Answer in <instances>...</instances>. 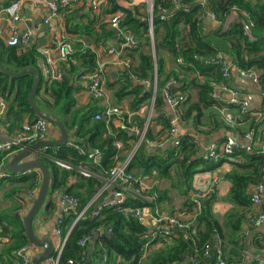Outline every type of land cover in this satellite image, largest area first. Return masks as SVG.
Segmentation results:
<instances>
[{"label":"trees","instance_id":"trees-1","mask_svg":"<svg viewBox=\"0 0 264 264\" xmlns=\"http://www.w3.org/2000/svg\"><path fill=\"white\" fill-rule=\"evenodd\" d=\"M162 1L164 0H156V5L162 3L164 7L170 9V14L168 19L161 20L158 12L154 11L153 53L146 14L140 11L144 5L132 9L120 8L124 11L120 27L132 32L139 41L138 47L125 51L136 50L142 45L149 51L141 53L137 68H130L131 75L120 74L121 80L117 83L115 78L109 83L110 73L103 71L107 78L106 86L112 91L114 100L119 104L126 97H132L127 105L128 110L138 112L154 97L153 105L157 109L164 106L163 92L167 90L179 98L178 113L181 123L185 121L191 123L198 133H204L205 131L200 129L203 127L201 118L204 110L229 108L238 113V107L228 105L226 99L216 101L211 96L215 87L225 82L221 67L229 62L234 68L254 69L259 72L256 87L262 100L258 111L261 116L255 118L250 117L249 112L243 115L238 113L239 120H236V124L243 117L251 121L249 129H254L255 133L258 128L264 127V3L253 0H207L202 6L197 0H180L181 7L175 9L169 1ZM203 12L214 15L221 26L219 31H216V27L207 26L204 20H199ZM231 14H235L236 17L232 18ZM249 22H252V27L248 26ZM35 46L30 45L21 49L6 47L0 40V62L4 64V68L12 72L35 68L39 74V84L34 102L41 110L53 113L59 119L60 115H68L74 105L72 96L81 88V84L78 83L80 76L96 69V55L89 49H85V53L76 49L67 63L63 64L64 74L61 81H53L43 87V76L37 66L39 57ZM162 54L171 57L178 70L166 71V62ZM177 59H181L182 63H177ZM179 75L188 76L190 87L197 93L196 102L190 101L186 93L187 81L185 78L180 79ZM133 77L138 82H133ZM170 78L172 83L169 82ZM32 84L31 74L10 79L0 72V97L11 100V115L18 124L23 122L24 117H27L28 121H34V113L28 103ZM92 116V111H88L73 115L70 124L62 120L68 132L75 128L74 141L55 148H46L40 158L50 171L48 195L62 192L79 201L78 209L68 211L61 219L62 234L65 235L70 227L71 230L61 252L59 264H69V261L72 264H136L141 256L140 237L144 226L132 215L121 210L129 206H140L157 207L161 212V205L170 201L169 192L176 190L183 198V202L179 210L171 216L187 219L194 213V203L190 198L193 177L200 172L215 170L222 160L215 164L204 161L202 155H197L200 145L191 135L178 136V144L175 147L166 141L170 129L169 114H160L155 120L161 126V130L155 135L149 126L145 127V122L139 117L129 120L122 114L119 117L120 126H115L113 123L115 117L106 123L92 121ZM220 124L224 125L222 120L215 116L212 125L217 128ZM224 126L228 131H233L232 128ZM135 128L141 131L145 128L144 139L131 156L126 171L136 180L153 177L167 180L170 182L169 187L161 190L157 181L151 191L155 193V199L149 203H142L133 199L137 182L131 181V189L122 204L115 207L103 206L98 211V217H94L93 211L100 201L90 204L91 199L102 186L103 180L107 178V172L115 165L116 160L126 159L122 152L133 149L139 138V135H134ZM257 137L256 133L255 139ZM225 139H220L216 143H222ZM260 140L264 141L263 138ZM117 141L121 142L122 150H117L114 146ZM150 141L157 145L166 144L161 150L159 147L147 148ZM78 148L85 152L97 149L100 153V162L93 164L87 155L78 151ZM233 157L238 158V161L233 162V170L225 176L231 183L226 200L232 208L225 213L222 221L212 213L211 202L214 196L211 194L202 201L201 212L190 230L191 239H183L178 232L173 233L170 238H158L152 245L160 246L156 250L153 249L142 264H187L194 248L201 257L207 246L210 248V258H202L200 264H213L218 246L222 249L227 264H255L256 258L264 261V242L261 244L258 240V229L248 224V218L254 212L251 188L262 180L264 151L254 147L251 153H246L239 149ZM54 159L63 161L69 168L58 166ZM79 167L87 170L89 176L80 174ZM37 178L38 173L31 171L9 180L13 183H27L29 194L35 188ZM70 179H76L77 182L68 185ZM21 201L22 204L11 209L9 215L0 212V264H16L17 260L12 252L29 243L24 234L23 215L19 213L20 207L26 204V199L22 197ZM49 208H53L52 204ZM85 208L86 216L73 224L76 214ZM107 229L111 230L110 235ZM243 232L253 234L249 245L241 241L240 234ZM95 235L97 237L92 242L91 238ZM83 239L85 241L81 244ZM246 246L252 251L250 257L245 250ZM54 254L53 252L52 256Z\"/></svg>","mask_w":264,"mask_h":264},{"label":"built area","instance_id":"built-area-1","mask_svg":"<svg viewBox=\"0 0 264 264\" xmlns=\"http://www.w3.org/2000/svg\"><path fill=\"white\" fill-rule=\"evenodd\" d=\"M169 1L173 8L177 9L181 7L180 0H164ZM162 1V2H164ZM207 0H197L202 6ZM260 1V0H253ZM38 2V0H11L6 6L2 7L0 4V13H4L7 23V35L4 37L3 44L6 47H26L37 43L34 40V34L31 30H26L21 34H18L17 23L21 20V11L25 4H30ZM134 3L143 4L146 9V22L149 28V36L151 39V45H153L152 40V18L154 11L158 12V16L161 20H166L169 18L170 9L164 7L162 3L156 5V0H133ZM40 4L43 6L45 11L44 23L48 24L50 20L57 17L60 12L71 10L79 5L88 4L93 11H98L100 0H41ZM38 6V5H37ZM124 18V11L121 9L116 10L108 19V24L113 29L119 30V40L116 46L107 47V53L110 55L118 56L123 53L126 49H134L138 47L139 41L130 31H125L122 29L121 22ZM199 20H209L212 22L213 26L220 25L212 13L203 12L199 16ZM249 27H252V22H249ZM247 33V32H246ZM36 53L39 55L44 63V75H43V87L48 86L49 83L53 81H61L64 70L63 64H66L69 57H71L75 49L73 45L66 40L63 36L55 37L49 47L36 46ZM85 49L82 48L81 52L85 53ZM129 61H126V65H129ZM177 63H182L181 59H177ZM222 78L225 81L219 86L215 87L211 96L214 100L220 101L221 98L226 99L228 105H234L238 107L239 115H243L248 112L249 103L244 99L242 92L234 87L231 83L232 74H236L239 78L248 79L255 85H257V80L259 77L258 71L254 69L242 70L238 68L231 67L229 64H223L221 67ZM80 81L85 84V90L87 94L94 100L100 102L102 108L100 111L96 112L92 119L94 121H109L115 117L119 118L123 111L117 105H114L110 101L108 91L105 86L103 79V70L101 68H96L94 71L84 73L80 76ZM155 90V89H154ZM43 91V90H42ZM155 94V91L154 93ZM163 97L171 109L170 114V129L168 131V138L172 146L178 144L177 141V130L178 126L181 124L180 114L178 113L179 98L173 96L167 90H164ZM226 97H229L226 98ZM154 98V97H153ZM260 103H262L260 97ZM6 101L0 97V120L6 109ZM225 110V109H223ZM261 116L260 113L256 115V118ZM221 120L224 125L234 129L236 126V120L231 117L221 114ZM52 126L49 122L43 118H39L36 121H25L23 122L19 129L13 134V136L3 139L0 135V155H13L17 152L24 151L30 144H34L38 141H45L48 139L49 130ZM146 127V126H145ZM1 129V127H0ZM134 133L139 135V139L135 144L134 149L129 152L124 161L116 160L115 165L109 169L107 172V178L103 180V184L98 190V192L91 199L90 204H96L100 201L99 205L93 211V216L98 217V211L102 209L103 206L115 207L122 204L127 198V193L131 189V181L137 182V187H135L133 192V199L142 202L149 203L155 199V193H152V188L155 183L148 184L143 180H136L133 178L131 173L126 171L129 160L135 150L139 147L144 139L145 128L141 131L138 128L134 129ZM257 136L259 139H264V127L258 128ZM254 129H248L242 136L243 142H239L232 137H226L225 141L222 143L212 142L204 147V153L202 158L204 161L215 164L223 159H232L237 162L238 158L233 157V154L237 150H243L246 153H251L254 148L255 136ZM259 133V134H258ZM148 145L156 148L162 147L163 143L157 145L155 142H148ZM114 146L117 150H122L123 146L121 142H115ZM46 149V148H44ZM78 151L87 155L88 159L92 161L93 164H98L100 162V153L97 149H90L89 151H83L78 148ZM264 151V150H263ZM55 164L60 167L69 168V165L61 160L54 159ZM78 171L83 176H89L87 170L82 167L78 168ZM262 180L251 190V204L255 207H260L262 204V194L264 192V164L261 168ZM147 180V179H146ZM41 182V177L38 176L36 180L35 188L29 193V198L33 199L37 195L39 186ZM214 185L216 180H211ZM213 193L212 188H208L206 191H198L192 193L190 196L194 203V213L187 219L179 218L175 215H162L157 207H140V206H129L121 210L123 213H128L132 215L138 223L144 226V231L141 235V247H140V259L136 264H142L143 260L151 253L154 246L153 241H157L158 238H170L175 232H178L183 239H191V227L195 223V219L201 212L202 201L208 198ZM60 203L63 206L62 214L68 213V211H76L79 207V201L70 196L69 194H62L60 197ZM86 208L81 212L76 214V219L73 224L79 219L84 218V212ZM62 221L58 220L56 225L55 234L61 238V244L58 248L54 249V255L51 256L44 264H59V258L63 250L65 241L69 235L70 229L62 234L60 229ZM248 224L254 228L264 227V211L256 210L248 218ZM107 233L110 235L111 230L107 229ZM85 239L80 243L83 244ZM37 249L33 244L28 243L19 249L12 252L13 256L16 258V264H30L31 256L33 252ZM209 246L205 247L202 251L201 257L199 256L198 250L193 249V254L189 256L187 264H200L202 258H210ZM69 264H72L69 261ZM213 264H227L223 258V252L220 246L217 247L215 253V261ZM255 264H264L263 260L256 258Z\"/></svg>","mask_w":264,"mask_h":264},{"label":"crops","instance_id":"crops-1","mask_svg":"<svg viewBox=\"0 0 264 264\" xmlns=\"http://www.w3.org/2000/svg\"><path fill=\"white\" fill-rule=\"evenodd\" d=\"M11 0H0V4L2 7L6 6ZM41 0L38 2L25 4L21 11V20L17 23L18 34L23 33L26 30H31L34 34V40L38 42L42 38H46V44L43 47H49L52 40L55 37L63 36L66 40H68L74 47V49H89L92 53L96 55V68H101L104 73H110L108 78V82L112 83L114 78L116 79V83L119 82L121 79L119 78L120 74L124 73V75H128L130 73V68L133 69L137 68L139 64V55L141 53L145 54L149 51L148 48L142 46L136 50H127L121 53L118 56L110 55L107 53L106 48L110 46H116L119 40V35L113 32V28H111L108 24L109 17L118 9H132L133 7H137L141 4L134 3L133 0H100L99 9L98 11H93L88 4L79 5L71 10H66L60 12V14L55 17L54 19L50 20L48 24L44 23L45 18V11L43 6L40 4ZM38 5V6H37ZM118 7V9H115ZM141 11V9H140ZM232 18H235V14H231ZM230 20L231 17H230ZM207 26H213L212 22L206 20L205 22ZM208 29V28H207ZM109 33V34H108ZM7 35V23L6 17L4 13H0V40L3 43L2 39ZM37 45V43L32 44ZM35 46V47H36ZM40 47V46H38ZM151 47V46H150ZM22 48V47H18ZM153 48V47H152ZM151 48V49H152ZM19 51V50H18ZM152 52V51H151ZM163 58L166 62V71L170 72V70H178L174 60L169 57L167 54H162ZM37 66L41 71L42 76L44 75L43 69V59L38 55ZM129 61V65H126V61ZM2 64V63H1ZM229 64V62L227 63ZM4 65V64H2ZM4 67V66H3ZM177 72V71H176ZM131 75V73H130ZM180 79L185 78L187 81V89L186 93L189 95V99L191 102L197 101V93L196 90L190 87L189 85V78L188 76L179 75ZM103 79L106 86L107 78H105V74H103ZM133 82H138V80L133 77ZM231 83L234 87H237L244 97V99L249 103L248 112L250 117H255L259 113L258 111L261 108L260 103V92L258 91L256 85L252 83L248 79L239 78L236 74H232ZM170 83H172V79L170 78ZM78 83H80L81 88L73 94L74 105L69 111L68 115H60L59 119L65 121L67 124H70V119L72 116L77 113L80 115L81 113H85L88 111H92V115L96 112L100 111L102 106L100 102L91 98L86 90L85 84L78 79ZM148 86V85H146ZM108 91L110 101L112 104L119 106L123 114L126 115L129 120L134 117H139L142 121L145 122V126L152 130V133L155 135L161 130V126L155 121L158 119L160 114H171V109L166 103L161 108H155L153 105V97L148 103L144 104L142 108L138 112H131L128 110V102L131 100L132 97H126L121 103H117L112 97V91L109 90L106 86ZM155 89V88H154ZM155 90H153L154 93ZM13 97V94L12 96ZM164 98V97H163ZM7 105L3 117L0 120V135L3 139H7L19 129L20 125L28 121L27 117H24L23 122L18 124L16 121L13 120L11 115V100L5 99ZM221 114H225L232 119L239 120V115L234 109H225L220 110L217 108H211L208 110L203 111V117L201 118V123L203 127L204 133H198L191 123L183 122L178 126L177 130V137L182 135H191L193 136L199 143L200 148H204L206 145L212 142H216L220 139H224L226 137H232L239 142H243L242 135L249 129L250 127V120H246L242 117V119L236 124L233 131H228L223 124H220L219 127H215L212 125L213 118L216 116L221 120ZM93 117V116H92ZM91 117V120L93 121ZM115 126H120L119 118H115L113 120ZM67 130V129H66ZM68 132V131H67ZM74 132L75 128L69 130V140L68 142L74 141ZM136 136V134H134ZM60 136L59 131L54 128L53 126L49 130L48 139L47 140H54L58 139ZM139 139V138H138ZM138 141V140H137ZM137 143V142H136ZM135 143V144H136ZM166 144V143H165ZM165 144L161 148L165 147ZM33 144H30L28 148L24 151L28 150ZM254 147L256 149L264 150V141L255 139ZM135 147V145H134ZM133 147V149H134ZM147 148H154L147 143ZM131 149L129 152H131ZM200 150V149H199ZM22 152V151H20ZM17 152L16 154L20 153ZM44 152V148L33 152L28 159H40L41 155ZM128 151L122 152V155L129 154ZM15 155V154H13ZM13 155H0V212H6L5 214L9 215L10 210L14 207H17L22 204L21 198L24 197L26 199V204L21 206L19 213L23 216L27 213L30 205L28 201L29 198V190L27 183H13L9 179L12 177H17L19 175H2V167L10 161ZM235 160L232 159H225L222 160L219 166L213 171L207 172H200L196 174L191 182V189L190 196L194 192L198 191H206L208 188L213 189V196L214 199L211 202V210L212 213L216 216L219 221H222L223 216L226 212H228L232 205L226 200L227 195L229 193L231 183L226 179V174L230 173L233 168V162ZM21 175V174H20ZM38 176L40 174L38 173ZM100 177V176H99ZM215 179L216 182L214 185H211V180ZM161 181L163 179H160ZM157 179L150 178L145 180L148 184L157 183ZM77 182L76 179H70L68 181V185H73ZM164 184L165 181H162ZM41 183V182H40ZM160 189H168L169 186H161V182L158 181ZM253 188H251L252 190ZM59 192L53 193L51 195H47L43 208L39 212L38 216L35 218L33 222V231L35 235L42 239L44 237H48L50 241L54 245V249L58 248L61 244V238L55 234L56 225L58 220L62 219L64 214L63 206L60 203V197L58 196ZM170 197L169 202H165L161 205V214L162 215H171L175 214L177 210H179L183 198L180 195H177L174 190H171L168 194ZM179 196V197H178ZM36 197V196H35ZM52 204L53 208H49V205ZM93 208V207H92ZM256 210H263L264 211V192L262 194V204L260 207L252 206V211ZM86 215H84L85 217ZM254 228V227H252ZM258 229L259 237L258 240L261 244L264 242V227L262 228H254ZM253 234L243 232L240 234L241 241L249 245L251 241V237ZM6 241V240H4ZM242 242V243H243ZM160 245L154 246V250H156ZM247 255L250 257L252 256V251H249V248L246 246ZM40 249H35L34 253H37ZM246 259V257H245Z\"/></svg>","mask_w":264,"mask_h":264},{"label":"water","instance_id":"water-1","mask_svg":"<svg viewBox=\"0 0 264 264\" xmlns=\"http://www.w3.org/2000/svg\"><path fill=\"white\" fill-rule=\"evenodd\" d=\"M221 26L218 25L216 27V31H219ZM113 32L119 35L118 29H113ZM46 44V38H42L37 42L38 46H44ZM230 65V63H229ZM0 72L9 77L10 79H14L20 77L24 74H31L33 77V84L31 86L29 95H28V103L30 108L34 113V121L39 118H43L49 122L51 126L56 128L59 131V138L54 140H45L38 141L34 143L28 150L22 151L18 154L12 156L10 161H8L2 167V175L10 174V175H20L26 174L31 171H35L40 174L41 183L35 198L30 199L28 201L30 207L27 213L23 216V226H24V234L27 238L28 242L33 244L37 249H40L37 253L32 254L30 264H44L53 254L54 245L50 241L48 237H44L42 239L38 238L33 231V222L35 218L38 216L39 212L43 208L46 197L49 191L50 185V171L44 164V162L40 159H28L29 156L42 148H55L62 144H66L69 140V134L64 126V123L56 118L53 113H47L41 110L34 102L35 93L39 84V74L35 68H26L18 72H12L3 67L0 62ZM259 74V73H257ZM229 99V97H226ZM135 134V133H134ZM204 153V148H200L197 155H202ZM62 192L58 193V196H62ZM97 235L91 238L93 242Z\"/></svg>","mask_w":264,"mask_h":264},{"label":"rangeland","instance_id":"rangeland-1","mask_svg":"<svg viewBox=\"0 0 264 264\" xmlns=\"http://www.w3.org/2000/svg\"><path fill=\"white\" fill-rule=\"evenodd\" d=\"M260 2H262V3H264V0H260ZM141 5H143V4H141ZM141 12H143V13H145L146 14V9H145V6L141 9ZM184 34V36H185V33H183ZM150 45H151V39H150ZM153 47V45H151V48ZM152 53H153V48H152ZM113 97V96H112ZM114 99V98H113ZM134 147V146H133ZM132 147V148H133ZM173 176H174V174H173ZM155 179H157L159 182H161V186H165V185H167V186H169V184H170V182L169 181H167V180H162V181H165L166 183L164 184L160 179H158V178H156L155 177ZM175 191V193H177V195H179L178 194V192L176 191V190H174ZM179 197V196H178Z\"/></svg>","mask_w":264,"mask_h":264}]
</instances>
